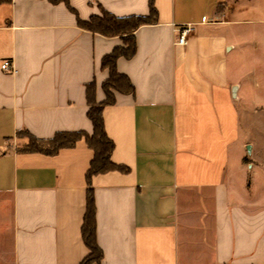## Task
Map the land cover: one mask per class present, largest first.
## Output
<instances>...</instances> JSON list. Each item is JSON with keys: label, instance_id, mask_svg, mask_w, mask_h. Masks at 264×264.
<instances>
[{"label": "crops", "instance_id": "crops-1", "mask_svg": "<svg viewBox=\"0 0 264 264\" xmlns=\"http://www.w3.org/2000/svg\"><path fill=\"white\" fill-rule=\"evenodd\" d=\"M155 5L136 54L116 63L135 91L103 111L112 161L128 167L92 178L103 262L264 264V0ZM102 8L146 15L150 0L0 4V264H80L89 252L93 149L82 138L55 154L23 152L18 131L93 132L87 84L106 98L102 60L123 43L79 25Z\"/></svg>", "mask_w": 264, "mask_h": 264}, {"label": "trees", "instance_id": "trees-1", "mask_svg": "<svg viewBox=\"0 0 264 264\" xmlns=\"http://www.w3.org/2000/svg\"><path fill=\"white\" fill-rule=\"evenodd\" d=\"M11 0H0V4ZM58 1V0H53ZM158 21V10L155 0H150V12L146 15L134 14L129 16H116L111 12L101 9V14L92 15L88 20H79V25L85 29L106 36H120L123 43L105 55L102 67L109 70V77L103 84L106 98L98 102L96 100V84H87L88 117L93 124V132L86 131H62L50 139H40L26 130L18 131L28 138V142L19 148L23 152H42L55 154L60 149L72 147L76 142L84 138L90 148L94 151L86 178L88 182L87 207L82 226V235L88 254L80 264H105L103 262V251L98 245L96 236V206L92 188V178L99 173L111 170L128 171V167L118 165L112 161L114 141L108 136L105 128L103 111L107 105L116 102L117 93H134L135 87L128 75L117 69V60L120 57L132 58L137 51L136 30L144 24H153Z\"/></svg>", "mask_w": 264, "mask_h": 264}, {"label": "built area", "instance_id": "built-area-1", "mask_svg": "<svg viewBox=\"0 0 264 264\" xmlns=\"http://www.w3.org/2000/svg\"><path fill=\"white\" fill-rule=\"evenodd\" d=\"M193 29H194V25L191 23L183 25L181 28H179L178 37L175 43L181 46L185 45L187 42L188 35L192 32ZM1 68L10 73L16 72L15 67H12V61L10 59H5L1 64Z\"/></svg>", "mask_w": 264, "mask_h": 264}, {"label": "rangeland", "instance_id": "rangeland-1", "mask_svg": "<svg viewBox=\"0 0 264 264\" xmlns=\"http://www.w3.org/2000/svg\"><path fill=\"white\" fill-rule=\"evenodd\" d=\"M22 136H25V135L22 134V133H20V135H18V137H20V138H21ZM14 143H15V142H13V141H12V142H8L9 145L14 144Z\"/></svg>", "mask_w": 264, "mask_h": 264}]
</instances>
